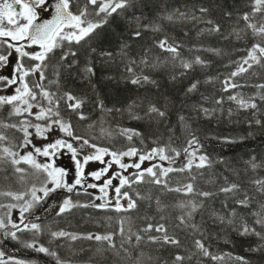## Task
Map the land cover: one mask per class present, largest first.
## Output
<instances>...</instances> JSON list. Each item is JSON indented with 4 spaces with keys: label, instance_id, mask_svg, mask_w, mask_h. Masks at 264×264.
<instances>
[{
    "label": "trees",
    "instance_id": "obj_1",
    "mask_svg": "<svg viewBox=\"0 0 264 264\" xmlns=\"http://www.w3.org/2000/svg\"><path fill=\"white\" fill-rule=\"evenodd\" d=\"M83 5L84 0H75L72 10L78 11ZM95 8L90 5L89 12H94ZM201 8L207 11L201 12ZM246 13L252 14L251 23H264V12L254 13V0H132L131 6L108 17L106 24L80 44L73 43L56 50L47 62L46 75L48 80L57 79L55 73L58 70L59 85L44 83L57 96L70 92L83 100V106L76 112L68 109L64 101L60 102V118L71 123L75 136L118 152L129 147L142 152L166 147L165 154L173 157L174 153L167 149L175 148L182 154L174 162L161 161L157 157L146 161L142 167L157 164L179 168L187 159L182 150L194 135L202 145L198 155L206 154L212 161L210 167L192 169L196 175L194 187L197 192L208 191L214 195L205 198L196 193L186 195L167 191L150 183L133 184L131 188L126 186L122 189L137 200V208L132 211L118 212L114 208L115 202L111 201L107 208L77 207L58 215L66 197L90 205L95 196L79 190L68 193L62 188L44 197L40 189L45 185L48 187L49 178L45 173L24 163L18 167L26 171L17 173V166L3 162L0 163V193L13 192L24 198L16 200L0 195V217L7 222V214L12 209L10 205L20 206L22 201L29 202L33 187L42 199L39 203L33 202L34 206L27 212L28 228L22 227V231H17L8 227L0 231V251L4 253L0 262L137 264L139 260L140 264H173L175 257L180 255L185 259L177 264H244L237 257H244L248 264H264V224L258 223L264 220V192L260 191V185L254 183L264 180V99H261L264 89L258 87L264 84V67L254 65L247 73L233 77L230 82L240 87L225 90L224 84L237 70L238 62L247 56V50L260 41V37L253 35L247 27L249 22L242 19ZM170 15L172 20L167 18ZM101 16L91 15L88 19L95 22ZM215 25H219L220 31H209ZM137 30L141 32L139 38L133 35ZM164 40L178 46V56L158 46ZM69 47L77 55L60 61L62 52ZM197 57L204 63H194ZM73 60L76 63L71 68L67 67ZM182 61L192 63L193 67L185 69ZM88 67L93 69L92 73L86 71ZM144 76L155 83L143 80L140 84L131 83L133 79ZM29 79L36 81L39 74ZM194 83L197 84L196 89L189 91ZM233 95L252 98L257 107L240 108L235 101L228 99ZM217 100L222 102L217 103ZM152 105L166 115L159 117L156 113H149ZM7 111V108L0 110V119H7ZM78 113H83L86 119H80ZM137 116L140 118H134ZM21 119L12 117L8 122ZM28 119L42 123L33 117ZM257 120L261 123L257 124ZM123 128L135 129L142 135L128 141L120 134ZM6 134L9 141L0 144V150L9 146L21 154L22 149L17 146L22 134L16 130H7ZM253 164L257 167L253 168ZM115 171L116 166L114 171L110 170V175ZM133 171L137 170L128 169L124 175ZM189 175L188 172L170 173L167 178L169 186L175 188L190 182ZM230 184H237L239 189L234 193L219 191ZM137 192L142 198L136 196ZM244 199L248 203L240 205L238 201ZM157 200L160 201L159 206ZM120 202L127 203L124 199ZM189 202L203 205L192 213L190 219L187 217L191 211ZM95 203L103 201L97 203L95 200ZM181 204L186 206L181 208ZM232 210H235V215ZM180 216H185L187 222L181 224ZM219 217L224 221L221 222ZM124 218H130L125 222V229L131 226L133 232H140L148 223L165 224L168 234L177 237L181 245L151 243L147 235L160 236L161 233L140 232L145 239L137 245L133 237L132 244L124 243V249L128 250L125 252L120 247L125 237L116 234L119 222ZM32 223L39 224L40 229L32 230ZM245 225L261 235H242ZM8 231H16L17 238L4 235ZM60 231L78 238L72 240L69 236L52 235ZM88 234H116L113 237L116 249L106 241L84 238ZM196 240L205 245L209 255L205 256L197 249ZM38 247H45L49 252H38L35 250ZM117 250L119 255H116Z\"/></svg>",
    "mask_w": 264,
    "mask_h": 264
},
{
    "label": "snow or ice",
    "instance_id": "obj_2",
    "mask_svg": "<svg viewBox=\"0 0 264 264\" xmlns=\"http://www.w3.org/2000/svg\"><path fill=\"white\" fill-rule=\"evenodd\" d=\"M75 0H0V91L7 92L8 89H12L11 94H0V110L7 108V119H0V144L9 141V136L6 134L7 130H16L22 134L20 137V144L17 146L20 149H31L25 154L21 155L20 151L13 150L12 147L4 146L0 150V163L9 162L15 167V172L23 173L26 169L18 167L21 163L29 165L31 168L36 169L38 172L45 173L47 178V183L54 184V187H47L46 185L40 189L43 192L44 197H47L50 193L55 192L57 189H66L68 193H73L80 186L84 190L85 194H88V189H99L102 194L96 196L92 203L81 204L79 202L73 201L71 197H66L59 208L58 215L65 212L71 211L73 208L77 207H94V208H107L111 204L109 197V189L114 190L116 211H132L137 208V200L129 195L128 192H122V189L126 186L131 188L133 184L150 183L161 186L167 191L181 192L184 194L196 193L202 197H211L214 195L213 192L199 191L197 192L194 187V182L196 180V175L192 173V169L195 167L197 169H203L205 167H210L212 161L206 154H199L200 145L199 140L194 135L187 142V147L183 148L182 152L186 154L187 159L182 167H162L161 165L152 164L147 168L142 166L146 161L155 160L157 157L161 161L174 162L175 158L181 156V151L168 147L167 150L174 153L173 157L165 154L166 147H156L148 152H142L136 147H129L126 151H115L108 148L98 147L95 144L89 142L82 136H75L72 131V125L69 122L64 121L60 118V102L64 101L67 108L76 112L83 106V100L77 98L70 92H65L61 96H57L56 93L52 92L48 86L45 85V81L48 84L59 85V71L57 70L55 76L57 79L48 80L46 75V70L49 67L47 63L50 57L56 52L57 49H63L66 45L80 44L87 37L91 36L98 28H101L103 24L108 22V17H111L118 10L125 9L132 4V0H84V5L78 11L72 10V5ZM96 6L94 12H89V6ZM201 12H206L207 9L201 8ZM264 12V0H254V13ZM54 13V14H53ZM103 14V16H101ZM91 15L101 16L99 21L93 22L89 20L88 17ZM181 16L184 14L181 13ZM229 15H231L229 13ZM250 15L244 14L242 19L249 22L247 27L253 32V35L260 37V41L254 43L250 49L247 50V56L242 58L238 62V68L230 74L228 80L224 81L225 90L228 88L240 87L236 83H231V79L243 73H247L254 65L264 67V23L257 25L256 23L250 22ZM47 16H51V19H47ZM169 20L173 19V16L167 17ZM39 21V22H38ZM212 23V21H209ZM209 31L219 32V25H215ZM134 37L139 38L141 32L139 30L133 33ZM161 49L172 52L174 55H179L178 46H173L168 44L167 40L160 41L158 45ZM38 48L39 51H29L28 49ZM77 52L72 50L70 47L67 51L62 52L60 56V61L68 60L69 56L75 57ZM27 60H31L35 63L28 64ZM146 63V61H144ZM76 63L75 60L71 61L67 67L71 68L72 64ZM196 64H203L199 57L194 61ZM182 65L185 69H190L193 64L190 62L182 61ZM246 66V67H245ZM131 71V69H129ZM87 72L92 73L93 69L88 67ZM39 73V79L33 81L29 79ZM152 82L148 76L142 78L137 77L133 79L131 83L140 84L141 82ZM198 83V82H197ZM197 84L194 83L189 88V91L195 90ZM259 88L264 89V84L258 85ZM229 100L235 101L240 108H252L257 107L256 103L252 101V98L245 99L243 96H229ZM264 99V96H261ZM46 102L45 103H42ZM221 100H217V103H221ZM102 107V105H101ZM36 108L38 111L34 112L33 109ZM149 113H156L159 117H164L166 114L164 111L157 108L155 105L150 106ZM207 113L208 110L204 109ZM80 119H86L83 113H78ZM12 117H22L23 119L17 122H8ZM28 117H33L35 121H40L42 123H34ZM139 119L140 117H134ZM183 119V117H181ZM257 124L261 121L257 120ZM58 128L66 136L71 137L74 140L81 141L79 148L84 149L85 147L94 149V152L86 154L83 156L81 162L80 159H76L78 149L73 146L72 143L68 142L63 138L55 139L54 142H50L43 147L37 146L33 142V137L48 139V134ZM31 129V130H30ZM120 134L128 141H132L134 136H141L142 134L135 129H120ZM66 148L68 152L72 154V158L75 160L76 164V178L74 183L69 184L65 177L68 175L67 171L63 168L55 167V160L51 163H41L37 160V156L41 157H54L61 149ZM105 157H110V160H106ZM125 157L137 158L135 163H125ZM90 161H98L100 164L105 165L97 171H93L88 175L91 176L95 181H101L102 178L107 177L103 180V184L98 183H88L87 177L85 176V166L89 164ZM116 165L119 169L127 171L128 169H136L137 171L132 172L130 175H124L120 171H115L112 175H109L110 170ZM253 168L257 165L253 164ZM172 172H188L189 180L188 183L180 184L179 186L172 188L169 186L168 176ZM113 180H118V186L113 185ZM257 185H260V191L264 192V180L254 181ZM86 185V186H85ZM239 189L237 184H230L227 187H221L219 189L222 193H234ZM37 189L32 188L31 200L27 202L20 211V222L15 223L10 219V213L8 221L3 217H0V231H3L9 227V223L13 229L17 231H22L20 224L24 223L25 216L24 213L28 212L34 203H39L42 197L37 196ZM0 195L11 196L16 200H22L23 195L7 192L0 193ZM137 197L140 194L136 193ZM142 198V197H140ZM124 199L127 201L126 204H122L120 201ZM95 200H102L103 203L96 204ZM157 205H160V201H156ZM191 204V211L187 213V217L190 219L192 213L197 211L198 208L202 207L201 204L194 202H189ZM240 205H246L248 203L247 199L239 200ZM186 205L181 204L180 207L184 208ZM2 207V205H0ZM10 208L16 207V205H10ZM162 211L163 208H160ZM232 214L235 215V210H232ZM164 219V217H161ZM181 224L186 223L185 216H180L178 218ZM220 221L223 222L224 218L219 217ZM126 221H130V218H124L120 220V228L118 235L125 237L121 242V249H124V243L132 244L133 237H135V242L138 245L141 241L145 239V236L140 235V232L145 234L151 233L153 231L161 233L160 236L147 235V240L151 243H160L163 245H174L179 247L181 241L172 235L168 234V229L165 224H152L148 223L144 228L140 229V232H133L131 226L125 229L124 225ZM231 223V221H229ZM258 223L264 224V220L258 221ZM25 228L29 225L25 224ZM40 225L32 223L30 228L32 230H39ZM194 227V226H193ZM92 235L88 234L86 239L96 240V241H106L112 249H116V243L114 242V235ZM242 235L255 234L260 236L261 233L255 232L254 229H249L247 225L243 226L241 232ZM4 235L10 236L15 239L16 231L4 232ZM55 237H65L69 236L72 240H76L78 237L76 235L69 234L64 231L52 233ZM195 245L197 249L201 250L205 256L209 255V252L205 245L200 241L196 240ZM29 247H35V245H29ZM38 252L48 253L49 249L45 247H38L35 249ZM252 251H259L260 249H251ZM127 252V249H124ZM55 255V253H50ZM119 250L116 251V255H119ZM4 253L0 251V257ZM131 254L129 253V256ZM143 255V253H141ZM185 258L183 256L177 255L173 264L183 261ZM213 259H219V257H213ZM237 259L244 261V264H248L244 257H237ZM3 264V262H0ZM16 264H23V261H17ZM137 264L140 261L137 260Z\"/></svg>",
    "mask_w": 264,
    "mask_h": 264
},
{
    "label": "rangeland",
    "instance_id": "obj_3",
    "mask_svg": "<svg viewBox=\"0 0 264 264\" xmlns=\"http://www.w3.org/2000/svg\"><path fill=\"white\" fill-rule=\"evenodd\" d=\"M33 50L35 51H39L38 48H34ZM32 50V51H33ZM0 94H7V92H3V91H0ZM34 112L38 111V109L34 108L33 109ZM58 138H63L65 140H67L68 142L72 143L74 147H76L78 149V155L76 157V159H80L81 162L83 160V156L86 155V154H90L91 152H94L95 150L94 149H91V148H88V147H85L84 150L83 149H80L79 148V145L80 143L78 142H75L71 137H68L66 136L64 133H62L58 128H56L54 131L50 132L48 134V139H41V138H37V137H33V142L37 145V146H40V147H43L44 145L50 143V142H54L55 139H58ZM31 149H22V153L21 155L25 154L27 151H29ZM106 160H110V157H105ZM37 160L41 163H51L52 160H55V167H58V168H63L67 171L68 175L65 177V180L71 184V183H74V180L76 178V172H77V169H76V164H75V160L72 158V154L70 152H68V150L66 148L64 149H61L54 157H41V156H37ZM124 162L125 163H135L137 162V158H134V157H125L124 158ZM105 165H102L100 164L98 161H90L89 164L87 166H85V169H84V172H85V176L87 177V182L88 183H98V184H103V180L106 179L107 177L105 178H102L101 181H95L91 176H89L88 174L93 172V171H97L99 170L100 168L104 167ZM116 165L113 166V171H114V168H115ZM117 167V171H120L124 174V171L123 169H119L118 166ZM132 170V169H131ZM134 172V171H133ZM129 173H127V175H129ZM110 175V173H109ZM119 184V181L118 180H113V185L115 186H118ZM86 186V185H85ZM48 187L51 188V187H54V184L52 183H48ZM76 190H79L80 192H84V190L82 188H80V186H77V189ZM88 192L92 193L95 197L96 196H100L102 195L100 192H99V189H88ZM37 196L38 193H36ZM114 197V190L112 188L109 189V199L113 202H115V199L113 198ZM101 200H97V203H99ZM27 203V201H22L20 206H17L16 207H13L11 209V211L9 212L10 213V219L12 222H15V223H19L20 220V211H21V208ZM24 216H25V220H24V224L22 225L23 228L25 224L29 225L28 222H29V218L27 216V212L24 213ZM9 219V217H8ZM7 219V221H8ZM21 225V224H20ZM9 227H11V224L9 223Z\"/></svg>",
    "mask_w": 264,
    "mask_h": 264
},
{
    "label": "water",
    "instance_id": "obj_4",
    "mask_svg": "<svg viewBox=\"0 0 264 264\" xmlns=\"http://www.w3.org/2000/svg\"><path fill=\"white\" fill-rule=\"evenodd\" d=\"M53 2H55V0H53ZM54 14V13H53ZM47 19H51V16H47L46 17ZM39 22V21H38Z\"/></svg>",
    "mask_w": 264,
    "mask_h": 264
},
{
    "label": "flooded vegetation",
    "instance_id": "obj_5",
    "mask_svg": "<svg viewBox=\"0 0 264 264\" xmlns=\"http://www.w3.org/2000/svg\"><path fill=\"white\" fill-rule=\"evenodd\" d=\"M29 50V49H28ZM31 51L33 50V49H30Z\"/></svg>",
    "mask_w": 264,
    "mask_h": 264
}]
</instances>
